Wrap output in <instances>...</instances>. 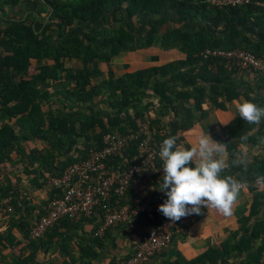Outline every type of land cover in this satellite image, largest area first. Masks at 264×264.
Wrapping results in <instances>:
<instances>
[{
  "label": "trees",
  "instance_id": "trees-1",
  "mask_svg": "<svg viewBox=\"0 0 264 264\" xmlns=\"http://www.w3.org/2000/svg\"><path fill=\"white\" fill-rule=\"evenodd\" d=\"M21 1L0 0V10ZM44 1L52 8L51 22L58 30L38 29L29 17L0 22V227L32 235L35 222L63 189L48 199L37 192L102 148L106 133L135 134L109 159V167L128 168L140 154V143L148 140L156 150L153 169H160L163 140L177 135L182 143L185 132L209 113L204 103L221 113L241 98L264 106V74L246 80L235 64L200 55L207 48L245 49L264 59V5L254 0L223 7L209 0ZM140 18L148 26L137 32L130 21ZM160 18L172 19L175 25L162 33ZM81 24L85 27H78ZM157 48L183 56L131 70L125 65L121 75L111 66L126 54ZM218 134L219 142L227 144L230 161L239 151L242 135L249 137L247 152L260 150L248 153L246 170L230 167L222 175L242 182L264 176V122L249 125L238 115ZM131 184L124 195L113 192L91 216L61 219L42 236L32 237L41 241L48 230L77 227L95 219L96 213L103 219L125 206ZM250 188L254 200L239 228L182 264H264V190ZM161 216L154 226L167 218ZM128 221L112 228L120 229ZM94 237L101 238L98 228ZM9 238H13L10 231L0 233V252L14 242Z\"/></svg>",
  "mask_w": 264,
  "mask_h": 264
},
{
  "label": "crops",
  "instance_id": "crops-1",
  "mask_svg": "<svg viewBox=\"0 0 264 264\" xmlns=\"http://www.w3.org/2000/svg\"><path fill=\"white\" fill-rule=\"evenodd\" d=\"M51 10V6L44 0H23L16 6H8L4 11L0 10V22L1 25H4L21 17H29L31 20H35V26L38 29L52 26L58 30L56 25L51 22ZM78 27H85V24ZM153 51L160 54L162 60L160 63L183 56L176 50L171 52L157 48L151 50V52ZM145 53L148 54L149 60L147 59L143 63L145 65L155 64L151 63L153 59L149 52ZM127 55H129L128 60L125 61ZM130 56L132 55L129 53L121 58L125 63L124 70L125 65L129 69V67L143 64L140 61L134 62L133 58L130 62ZM117 62H112L111 66L114 69V64ZM240 73L246 80L254 81L258 77L253 72L240 71ZM227 106L228 111L221 113L211 109L209 102L204 103L203 107L210 109L209 113L185 132L182 143L185 146L190 145V142L194 141L199 133H208L214 140L219 141L218 132L221 127L239 115L234 102L228 103ZM250 152L257 154L260 150L256 149L248 153ZM162 169H153L152 167L148 172L142 173L134 179L126 196L124 207L129 209L144 207V210L133 215L124 227L120 226V229L110 227V234H106L104 237L101 235V238L94 237V231L103 220L97 213L94 215L95 219L80 222L81 225L77 227L61 225L58 228H52L42 237L41 241L32 235L24 237L18 228L0 227V233L10 231L13 238H9V241H14L1 249L0 264H114L134 255L139 243L154 226L153 223L162 215L158 208L167 199L165 191L159 190L162 185ZM57 190L59 188L46 186L42 192H37V194L40 193L39 197L48 199ZM253 200L254 192L251 188H247L241 191L231 217H224L216 209L209 210L206 207L202 210L201 215L183 217L173 226L172 242L161 249L146 264H182L194 260L239 228L240 218L249 213ZM3 235L7 236L6 232ZM31 256L34 257L29 258Z\"/></svg>",
  "mask_w": 264,
  "mask_h": 264
},
{
  "label": "built area",
  "instance_id": "built-area-1",
  "mask_svg": "<svg viewBox=\"0 0 264 264\" xmlns=\"http://www.w3.org/2000/svg\"><path fill=\"white\" fill-rule=\"evenodd\" d=\"M209 1L218 7H223L246 4L253 0ZM254 1L259 5H264L261 0ZM200 55L204 58L221 57L228 63L238 66L241 71L264 74V59L245 49L207 48L202 50ZM133 138H135V134L106 133L103 136L102 148L91 151L87 158L67 167L62 175L52 178L48 182V186L62 188V195L54 198L47 206V213L35 222L32 235L34 237L42 236L49 227L64 218L79 220L82 216H91L97 206L110 200L113 192L124 195L133 178L138 174L148 172L154 166L156 158V150L149 146L148 140H143L140 143V154L134 157L133 164L128 168L119 170L113 166H108L109 159L119 154ZM252 186H255V179L244 181V189ZM204 208L202 207V210ZM143 210L144 207L137 209L122 207L110 211L99 225L98 234L104 235L110 227L130 220L133 215L139 214ZM176 222L164 218L160 224L150 229L149 233L139 243L134 255L114 264H146L161 249L172 242V229Z\"/></svg>",
  "mask_w": 264,
  "mask_h": 264
},
{
  "label": "clouds",
  "instance_id": "clouds-1",
  "mask_svg": "<svg viewBox=\"0 0 264 264\" xmlns=\"http://www.w3.org/2000/svg\"><path fill=\"white\" fill-rule=\"evenodd\" d=\"M234 105L247 124L259 126L264 122V106L243 98L234 101ZM248 139L247 134L240 136L239 151L233 154L231 161L227 144L214 140L208 133H199L190 147L178 144L177 135L164 139L158 153L163 162L159 190L165 191L167 199L159 205L158 211L173 222L191 214L201 215L202 207L231 217L244 190V182L222 173L230 167L247 169L249 158L245 145ZM255 187L264 190V176L256 177Z\"/></svg>",
  "mask_w": 264,
  "mask_h": 264
},
{
  "label": "rangeland",
  "instance_id": "rangeland-1",
  "mask_svg": "<svg viewBox=\"0 0 264 264\" xmlns=\"http://www.w3.org/2000/svg\"><path fill=\"white\" fill-rule=\"evenodd\" d=\"M131 23V25H132V28H133V30H135V31H141V30H143L145 27H147L148 26V21L147 20H145V19H134V21L133 20H131L130 21ZM176 22V21H175ZM175 22L174 21H172V19H169V18H160V19H158V23H160L161 25H162V33L164 32V31H166L167 29H170L173 25H175ZM191 22L189 21L188 22V24H190ZM149 52V54H150V56H151V58L153 59L152 61H151V63H160V61H162L161 60V56H160V54L157 52V51H153V52H151V51H148ZM178 54V53H177ZM130 55H132V56H130V62H132V58L134 59V62H142L143 63V61H145V60H149V58H148V54L147 53H145V52H141V53H137V52H135V53H131ZM128 56L129 55H127V59L125 60V61H127L128 60ZM138 56H140L141 58H139ZM45 61H43V63H44ZM50 66H52V61H46ZM33 63H37L36 62V60H33ZM128 63V62H127ZM124 62L123 61H121V62H117V63H115L114 64V67H115V69H117V74H119V75H121V74H123L124 73V69H123V66H124ZM145 64L143 63L142 65H139V66H132V67H129V69H135V68H137V67H142V66H144ZM128 69V68H127ZM97 100H98V98H97ZM27 183V182H26Z\"/></svg>",
  "mask_w": 264,
  "mask_h": 264
}]
</instances>
